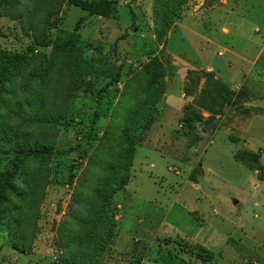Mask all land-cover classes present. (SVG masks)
<instances>
[{"label":"rangeland","instance_id":"rangeland-1","mask_svg":"<svg viewBox=\"0 0 264 264\" xmlns=\"http://www.w3.org/2000/svg\"><path fill=\"white\" fill-rule=\"evenodd\" d=\"M221 23L255 59L264 0H0V187L13 148L50 152L5 185L0 264H204L203 227L231 238L212 264H264V53L195 105Z\"/></svg>","mask_w":264,"mask_h":264},{"label":"crops","instance_id":"crops-1","mask_svg":"<svg viewBox=\"0 0 264 264\" xmlns=\"http://www.w3.org/2000/svg\"><path fill=\"white\" fill-rule=\"evenodd\" d=\"M226 25L227 24H224V23L217 24L215 26L216 28L213 31L216 32L217 35L219 34V36L221 37L220 41H222L225 44V46L226 45L230 46V48L225 47L223 51L225 52V54L230 53L232 57H230L228 61L224 63L223 65H220L217 67H213V66H207L205 68L200 67V69L206 70V71H214L217 78L220 79L223 83H225L228 87H230L234 91V89L238 88L239 86V85H236L234 78L237 76L241 78V76H239L241 75L240 72L237 73L236 71L237 69L236 67H239L240 65H242L241 61L249 63V67L251 66L249 71H251L253 67L255 66L257 67L258 63L261 61L263 57L264 44L259 43L258 40L261 39L260 37L264 36V26L258 25L254 30L256 37H249L250 47L252 46L253 48H255V50L257 51V54L255 55V59L254 57H251V59H246L237 53V50L234 46L236 41L242 40L241 34L238 32L237 29H236V32L234 31V26L228 27ZM240 25L241 23L239 24V26ZM221 26L223 27L220 28ZM214 32L210 34L214 42L212 40H209V39L208 40L213 43H216L215 42L216 38L214 37L215 35L213 34ZM229 43H232V45H230ZM259 44L261 46H258ZM238 79H237V83H238ZM203 228L197 229V231L193 234L191 238L190 237H186V238H188L192 242L202 245L209 251L213 252L215 254V257H216V254H219V253H224V254L229 253V252H224V251L231 241L230 237H227L226 235L220 232L214 234L215 236H209L207 234H203ZM215 250L219 251V253H216ZM212 263L213 262L209 264H212ZM169 264H185V263H182L180 260H174V261H170Z\"/></svg>","mask_w":264,"mask_h":264},{"label":"trees","instance_id":"trees-1","mask_svg":"<svg viewBox=\"0 0 264 264\" xmlns=\"http://www.w3.org/2000/svg\"><path fill=\"white\" fill-rule=\"evenodd\" d=\"M206 76L211 80L210 87L207 88L205 91L202 92V95L200 98L195 100V105L199 108H202L204 110H207L209 112L215 113V114H222L224 112V108L226 106V103L230 100V97H232L234 94V91L229 88L225 83H223L221 80H215L214 79V73H206ZM158 92V91H157ZM156 97L152 99V103L148 105L145 111L139 112L138 117L142 119L143 123H145V118L151 115L152 110H154L156 105ZM98 108H102L101 99L100 97L97 99ZM151 110V112L148 114V111ZM193 112L196 114V112L193 110ZM187 122L191 125L193 120L197 119V116L191 115L188 116ZM11 154H15L17 159L14 163V170L13 172L6 177L4 180V183L0 187V200L3 196L5 185L9 182V179L16 174V172L19 170V166L26 160V159H32V158H48L50 155V152L45 149L41 148L39 150L38 148L32 149L29 148H13L11 151ZM260 172H264V169L262 167L258 168ZM200 253H201V259L204 264H209L213 262L215 259V254L205 247H200ZM203 255V256H202Z\"/></svg>","mask_w":264,"mask_h":264}]
</instances>
